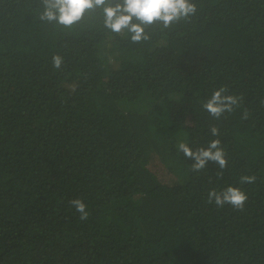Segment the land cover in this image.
Listing matches in <instances>:
<instances>
[{"label": "trees", "instance_id": "16d2710c", "mask_svg": "<svg viewBox=\"0 0 264 264\" xmlns=\"http://www.w3.org/2000/svg\"><path fill=\"white\" fill-rule=\"evenodd\" d=\"M194 2L133 43L96 13L65 29L41 0H0V264H264V0ZM220 86L242 102L215 119ZM213 125L220 178L178 149ZM229 185L243 210L207 203Z\"/></svg>", "mask_w": 264, "mask_h": 264}, {"label": "clouds", "instance_id": "9594fccd", "mask_svg": "<svg viewBox=\"0 0 264 264\" xmlns=\"http://www.w3.org/2000/svg\"><path fill=\"white\" fill-rule=\"evenodd\" d=\"M41 9L38 12L41 22L53 23L65 29L78 25L87 14L96 13L101 15L105 28L115 34L127 33L133 43L150 39L146 29L158 26L163 31L181 21H188L197 14L194 0H41ZM51 64L54 69H60L63 57L54 54ZM227 93L226 86L214 89L210 98L203 102L202 108L215 119L226 112H233L240 106L242 97ZM247 116L248 110L245 109L242 118L246 119ZM210 133L217 138L209 141L206 146L192 149L187 143L179 142L178 149L186 158L194 161L191 163L192 171L199 173L212 162L221 170L216 173L217 178H220L222 170L227 167V158L218 138L219 129L213 125ZM256 179L255 175H241L239 183L253 184ZM247 200L246 192L231 185L219 191L210 189L207 194V203L215 204L218 208L227 204L233 209L243 210ZM69 204L80 214L81 220L88 218L86 205L80 198L69 200Z\"/></svg>", "mask_w": 264, "mask_h": 264}, {"label": "rangeland", "instance_id": "374dc122", "mask_svg": "<svg viewBox=\"0 0 264 264\" xmlns=\"http://www.w3.org/2000/svg\"><path fill=\"white\" fill-rule=\"evenodd\" d=\"M175 114H177L178 115V113L177 112H174ZM177 117V116H176ZM184 118V116L180 119V120H184L183 119ZM179 119V118H178ZM163 179V178H162ZM164 181H166L165 179H163Z\"/></svg>", "mask_w": 264, "mask_h": 264}]
</instances>
